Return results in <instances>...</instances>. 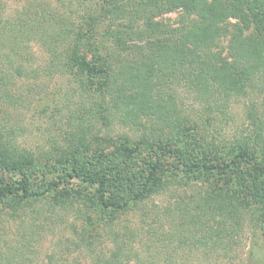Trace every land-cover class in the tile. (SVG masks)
I'll return each mask as SVG.
<instances>
[{"label": "trees", "instance_id": "obj_1", "mask_svg": "<svg viewBox=\"0 0 264 264\" xmlns=\"http://www.w3.org/2000/svg\"><path fill=\"white\" fill-rule=\"evenodd\" d=\"M55 1L68 17L29 0L9 16L0 4L1 85L34 40L49 52L44 71L73 77L92 103L55 150L35 155L0 133L4 212L44 196L52 210L98 214L113 236L91 264H243L246 235L264 247V0ZM174 11L173 25L157 20ZM235 103L241 122L225 134ZM112 120L138 139L91 133ZM166 192L170 203L148 208ZM128 212L141 213L138 228L117 229ZM25 249L0 264H25Z\"/></svg>", "mask_w": 264, "mask_h": 264}, {"label": "rangeland", "instance_id": "obj_2", "mask_svg": "<svg viewBox=\"0 0 264 264\" xmlns=\"http://www.w3.org/2000/svg\"><path fill=\"white\" fill-rule=\"evenodd\" d=\"M24 1L0 0L4 15H12L21 8ZM29 3L43 4L53 16H59L61 19L68 17L55 0H29ZM178 15L179 12L174 11L157 20L173 25ZM222 44L226 45V42L223 41ZM26 46L24 58L27 60L22 62L23 71L20 70V75L11 72L10 85H7L6 81L1 85L0 81V133L3 143L37 155L51 148L55 150L61 147L65 143L64 139L73 134L70 122L87 117L85 108L92 101L73 77L52 75L48 74L47 70L44 71L49 52L40 44L31 40ZM257 101V110L260 112L264 110V98L259 97ZM108 111L112 110L109 108ZM229 112L233 115V122L224 128V133L230 135L241 122L242 103L231 105ZM129 127L112 120L107 128L95 125L91 133L111 138L116 141V145L124 139L132 143L138 139V132ZM80 161L82 164L87 162L86 158H81ZM40 167L37 165L28 169L27 177L34 186L38 185V179H42L41 173L46 172L40 171ZM11 177V180L16 178L15 175ZM76 185L73 184L74 187ZM39 191L38 194L41 193L40 189ZM169 193L173 192L155 197L148 203V208L152 209V203L155 207L170 203L172 197H169ZM45 200L44 196L33 198L19 216L7 215L3 209L5 201L0 202L2 258L8 254H16L22 244L26 246L25 264H91L98 253L109 252L113 232L103 231V222L99 220L101 216L94 213L88 221L84 214L81 216L70 208L52 210ZM107 218L108 216L103 214L101 220ZM140 220V212L125 213L117 221V229L138 228ZM245 238L244 249L240 255L243 264H264V247L258 245H261L262 238L259 236L258 241H249L248 235Z\"/></svg>", "mask_w": 264, "mask_h": 264}]
</instances>
